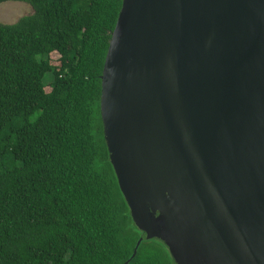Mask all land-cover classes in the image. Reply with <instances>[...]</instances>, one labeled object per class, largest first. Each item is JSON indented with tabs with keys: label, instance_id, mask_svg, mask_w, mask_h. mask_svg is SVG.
Here are the masks:
<instances>
[{
	"label": "water",
	"instance_id": "water-1",
	"mask_svg": "<svg viewBox=\"0 0 264 264\" xmlns=\"http://www.w3.org/2000/svg\"><path fill=\"white\" fill-rule=\"evenodd\" d=\"M100 115L133 256L264 264V0H122Z\"/></svg>",
	"mask_w": 264,
	"mask_h": 264
},
{
	"label": "trees",
	"instance_id": "trees-1",
	"mask_svg": "<svg viewBox=\"0 0 264 264\" xmlns=\"http://www.w3.org/2000/svg\"><path fill=\"white\" fill-rule=\"evenodd\" d=\"M5 2L32 14L0 22V264H173L154 239L133 256L142 232L103 137L101 75L122 0Z\"/></svg>",
	"mask_w": 264,
	"mask_h": 264
},
{
	"label": "rangeland",
	"instance_id": "rangeland-1",
	"mask_svg": "<svg viewBox=\"0 0 264 264\" xmlns=\"http://www.w3.org/2000/svg\"><path fill=\"white\" fill-rule=\"evenodd\" d=\"M32 14V9L29 5L19 2H5L0 4V22L4 24H14L23 16ZM52 60H56L58 55L51 54ZM50 89L46 88L48 92Z\"/></svg>",
	"mask_w": 264,
	"mask_h": 264
},
{
	"label": "flooded vegetation",
	"instance_id": "flooded-vegetation-1",
	"mask_svg": "<svg viewBox=\"0 0 264 264\" xmlns=\"http://www.w3.org/2000/svg\"><path fill=\"white\" fill-rule=\"evenodd\" d=\"M152 240H153V239H152ZM170 259H172L171 256H170Z\"/></svg>",
	"mask_w": 264,
	"mask_h": 264
}]
</instances>
